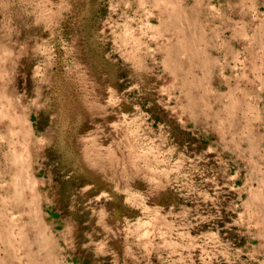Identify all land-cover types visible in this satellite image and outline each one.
<instances>
[{"label":"rangeland","instance_id":"374dc122","mask_svg":"<svg viewBox=\"0 0 264 264\" xmlns=\"http://www.w3.org/2000/svg\"><path fill=\"white\" fill-rule=\"evenodd\" d=\"M262 61L264 0H0V264H264Z\"/></svg>","mask_w":264,"mask_h":264},{"label":"crops","instance_id":"0c3cea01","mask_svg":"<svg viewBox=\"0 0 264 264\" xmlns=\"http://www.w3.org/2000/svg\"><path fill=\"white\" fill-rule=\"evenodd\" d=\"M218 29H220V28L217 27V25L215 24L214 25L215 34H217V30ZM219 31L222 32V30H219ZM224 48H225V51H227L226 48H228V46L225 45ZM217 51H218V53H221L222 52V49L221 48H218V49H216V52ZM224 58H225V56H224ZM260 66L264 69V62L263 61L260 62ZM227 68H229V70H228V76L223 75L222 72L220 71V69L216 72V74H217L216 77H218V80H223L225 83H229L230 81L236 80L238 78V77H236L237 76V73L236 72H234L233 74H231V68H232V66L227 65ZM262 74H264V73H262ZM259 75H261V73H259Z\"/></svg>","mask_w":264,"mask_h":264}]
</instances>
